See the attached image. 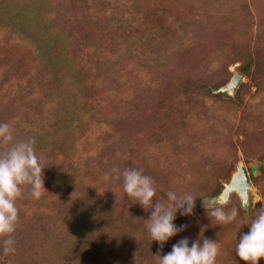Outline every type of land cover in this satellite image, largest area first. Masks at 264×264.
<instances>
[{"label": "rangeland", "instance_id": "374dc122", "mask_svg": "<svg viewBox=\"0 0 264 264\" xmlns=\"http://www.w3.org/2000/svg\"><path fill=\"white\" fill-rule=\"evenodd\" d=\"M0 123L35 140L46 189L17 201L0 264H157L201 229L217 264H244L235 245L264 204V0H0ZM113 167L142 169L154 199L197 197L186 229L151 242L152 209L104 180ZM238 167L249 208L231 194L237 221L216 225L206 209Z\"/></svg>", "mask_w": 264, "mask_h": 264}, {"label": "clouds", "instance_id": "9594fccd", "mask_svg": "<svg viewBox=\"0 0 264 264\" xmlns=\"http://www.w3.org/2000/svg\"><path fill=\"white\" fill-rule=\"evenodd\" d=\"M0 144L6 146L4 151H0V238H5L3 252L8 255L16 251L12 236L19 218L17 201L23 197L25 189L33 199H39L42 190L46 191L45 167L36 154L35 140H18L8 123H0ZM103 178L108 182H120L126 199L135 201L134 204H139L145 211L152 209L150 218L145 220L146 231L151 242L156 241L161 247L186 229V225L174 223L177 215L191 216L194 213L197 197L191 193L178 195L168 191L165 200L154 199L157 194L155 182L142 169L113 167ZM228 203L222 198L213 200L209 208H205L209 220H214L219 226L237 221L239 210L236 207L226 209ZM240 207L247 210L249 201L243 200ZM248 225L249 231L237 240L235 255L244 264H258L264 259V204L253 211ZM203 231L201 229L198 238L191 242L187 238L181 239L163 256L153 255L157 264H217L220 255L218 240L204 238Z\"/></svg>", "mask_w": 264, "mask_h": 264}, {"label": "water", "instance_id": "95a60500", "mask_svg": "<svg viewBox=\"0 0 264 264\" xmlns=\"http://www.w3.org/2000/svg\"><path fill=\"white\" fill-rule=\"evenodd\" d=\"M241 76L236 75L230 82V84L222 90V92H229L234 94L241 82ZM250 188V183L248 175L244 168L238 167L237 173L233 176L229 185H227L220 198L229 200V197L233 193H237L241 200H248V190Z\"/></svg>", "mask_w": 264, "mask_h": 264}]
</instances>
